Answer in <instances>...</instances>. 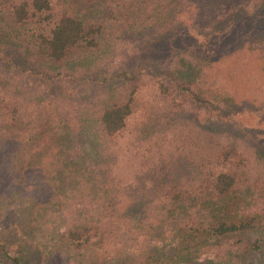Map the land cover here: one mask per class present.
<instances>
[{
	"label": "trees",
	"instance_id": "trees-1",
	"mask_svg": "<svg viewBox=\"0 0 264 264\" xmlns=\"http://www.w3.org/2000/svg\"><path fill=\"white\" fill-rule=\"evenodd\" d=\"M263 4L0 0V264H264V150L187 47L139 63Z\"/></svg>",
	"mask_w": 264,
	"mask_h": 264
},
{
	"label": "rangeland",
	"instance_id": "rangeland-1",
	"mask_svg": "<svg viewBox=\"0 0 264 264\" xmlns=\"http://www.w3.org/2000/svg\"><path fill=\"white\" fill-rule=\"evenodd\" d=\"M213 25L208 30L199 29L189 16H182L178 37L163 49L159 46V52L152 53L156 59L149 56L139 63H147L148 69L161 73L160 60L171 47H187L199 56L198 62L201 58V71L195 75V83L215 98L211 103L215 108L207 105L213 110L200 108L197 115L193 109L188 111L189 118L197 115L210 130L251 135L264 150V4L254 11L238 6ZM218 99L226 103L223 105ZM143 103L146 102H140ZM168 111L166 116H174L168 115ZM203 111H213L211 114L218 118L203 119ZM192 132H196L195 128L189 131Z\"/></svg>",
	"mask_w": 264,
	"mask_h": 264
}]
</instances>
